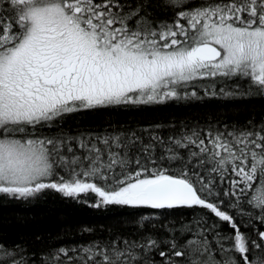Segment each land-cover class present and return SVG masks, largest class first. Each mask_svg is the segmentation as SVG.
Returning a JSON list of instances; mask_svg holds the SVG:
<instances>
[{"label": "snow or ice", "instance_id": "6c2138e0", "mask_svg": "<svg viewBox=\"0 0 264 264\" xmlns=\"http://www.w3.org/2000/svg\"><path fill=\"white\" fill-rule=\"evenodd\" d=\"M209 101L261 118L139 122ZM50 194L108 222L0 264H264V0H0V201Z\"/></svg>", "mask_w": 264, "mask_h": 264}, {"label": "trees", "instance_id": "16d2710c", "mask_svg": "<svg viewBox=\"0 0 264 264\" xmlns=\"http://www.w3.org/2000/svg\"><path fill=\"white\" fill-rule=\"evenodd\" d=\"M222 106L215 101H209L204 104L199 102L190 105H171L162 111L147 114L146 119H141L140 123L158 122L160 120H174L176 123L187 121L194 123L199 121L204 124L208 119L218 120L227 119L231 122L233 119H239L244 122L255 116L257 121L261 118L259 104L255 107L243 111L239 117L223 116ZM107 119V114L105 116ZM111 119L114 122H131L136 124L137 114L112 113ZM93 118H89L86 124L90 125ZM95 123H102L101 120H95ZM75 127V125H73ZM189 215H191L189 213ZM108 222V217L93 211L92 209L76 204L70 199L61 198L59 194L49 195L47 199L37 201L32 204L21 202H10L4 204L0 201V239L7 242L18 241L21 236L31 237L33 234H42L47 241L49 234L55 236L62 234L65 229H70V236H74L79 241L80 236L76 232L81 225H101ZM264 230V229H262ZM225 231L230 229L225 226ZM84 240L90 239L88 236ZM71 242V240L62 241Z\"/></svg>", "mask_w": 264, "mask_h": 264}]
</instances>
